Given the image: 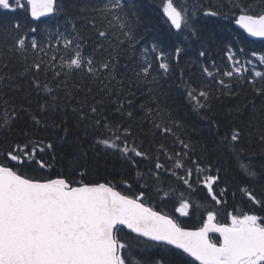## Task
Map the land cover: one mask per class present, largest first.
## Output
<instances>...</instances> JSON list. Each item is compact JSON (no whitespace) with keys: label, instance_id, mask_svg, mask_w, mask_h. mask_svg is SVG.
<instances>
[{"label":"trees","instance_id":"16d2710c","mask_svg":"<svg viewBox=\"0 0 264 264\" xmlns=\"http://www.w3.org/2000/svg\"><path fill=\"white\" fill-rule=\"evenodd\" d=\"M115 2L57 0L56 12L40 20L27 7L0 9V163L42 181L107 183L134 198L144 192V203L187 228L202 226L208 212L219 224H231L230 214L256 215L264 223V76L255 75L264 74V40L235 25V4L259 15L264 0H173L187 20L180 30L163 13V0ZM209 11L217 15H205ZM65 40L72 41L67 48ZM77 50L84 63L68 68ZM229 71L231 77L224 75ZM233 132L240 133L237 141ZM104 139L118 147H106ZM26 144L50 167L7 159ZM125 144L144 155L122 153ZM208 176L218 178L211 193ZM185 202V213L177 211ZM118 229L130 245L122 251L128 264H197L177 249Z\"/></svg>","mask_w":264,"mask_h":264},{"label":"snow or ice","instance_id":"6c2138e0","mask_svg":"<svg viewBox=\"0 0 264 264\" xmlns=\"http://www.w3.org/2000/svg\"><path fill=\"white\" fill-rule=\"evenodd\" d=\"M120 6L119 0L113 4V7ZM25 7L33 18H38L55 13L57 0H26V4L21 0H0V9L15 11ZM235 7L240 12L236 24L253 37H264V14H250L251 6L244 7L243 4H235ZM163 13L175 29L186 26L184 10L176 7L173 0H163ZM205 15L215 16L217 13L209 11ZM15 27L19 29L20 25L17 23ZM99 35L104 36L105 33L100 32ZM64 43L67 48L72 41L65 40ZM17 44L23 50L25 37L18 38ZM31 46L37 47L35 39L31 41ZM176 52L179 54L181 49L177 48ZM160 55L163 57L164 54ZM252 55L256 56V53ZM229 59H232L231 54ZM260 61L264 62V55L260 56ZM66 63L68 68H81L84 63L81 52L77 50L74 58ZM87 64H92L90 58ZM101 67L107 69L109 65L103 63ZM160 67L167 71L169 65L161 63ZM88 71L92 72L93 68L89 67ZM148 71V68L143 69L145 74ZM204 71L207 72V69ZM234 71L240 73L241 68L235 67ZM224 75L231 77L233 72H225ZM255 75L264 76L261 72ZM199 95L206 97L207 93L200 92ZM189 96L196 99L191 92ZM8 119L6 115L5 124ZM165 131L171 129L166 128ZM239 136V132H233L231 140L237 141ZM116 140H119V136H116ZM100 143L110 148L118 147L114 141L107 139ZM28 147V144L16 146L7 153V159L21 166L36 163L41 169L50 167L44 161H36V146H32L31 151L27 150ZM47 147L51 148L52 145ZM121 151L124 154L131 151L137 156L144 155L135 148L130 149L127 144ZM180 166L177 161V167ZM161 167L156 164V168ZM188 175L191 176V170ZM217 179L216 176L205 178L204 183L210 193ZM184 183L187 184L188 180ZM248 195L255 200L251 193ZM144 197V192L135 198L122 195L106 183L81 181L73 186V183L60 177L43 181L28 178L18 174V170L0 163V264H128L122 251L130 248V245L118 237L119 225L126 226L140 237L174 245L200 261V264H264V223L260 222L258 216L230 214L231 224L216 225L213 223L215 213L208 212L204 226L197 231H190L169 216L146 206L142 202ZM212 198L216 199L214 195ZM216 202L220 203L219 200ZM188 207L186 202L182 203L177 211L185 213ZM210 230L220 233L222 243L217 245L208 240ZM155 264L162 262L156 261Z\"/></svg>","mask_w":264,"mask_h":264},{"label":"water","instance_id":"95a60500","mask_svg":"<svg viewBox=\"0 0 264 264\" xmlns=\"http://www.w3.org/2000/svg\"><path fill=\"white\" fill-rule=\"evenodd\" d=\"M54 14V13H53ZM264 14V13H263ZM52 14H47V15H43V16H40V17H38V18H33L34 20H40V19H42V18H46V17H49V16H51ZM235 25H236V27L237 28H239V29H241L249 38H251V39H257V40H264V37H253V36H251L250 34H248L243 28H241L238 24H236V21H235ZM177 30V29H176ZM55 179V178H54ZM107 184V183H106ZM110 185V184H109ZM111 186V185H110ZM115 190L116 191H118V192H120L118 189H116L115 188ZM122 195H125V194H123L122 192H120ZM128 196V195H127ZM143 202V201H142ZM144 203V202H143ZM146 206H148V207H151V206H149L148 204H146V203H144ZM152 208V207H151ZM154 211H158V210H156V209H154V208H152ZM158 212H160V211H158ZM162 215H167V214H164V213H162V212H160ZM167 216H169V215H167ZM171 219H173L176 223H178L173 217H171V216H169ZM207 221H205L204 222V224L206 223ZM213 223L214 224H216V225H221V224H219V223H217V222H215V221H213ZM179 224V223H178ZM204 224L201 226V227H198V228H187V227H183V226H181L180 224V226L181 227H183V228H185V229H187V230H190V231H197V230H199L200 228H202L203 226H204ZM118 227H123V228H125L127 231H129V232H131V230H129V229H127V227L126 226H123V225H119ZM132 233V232H131ZM132 234H134V235H136V236H138V234H136V233H132ZM212 236H216V237H218L219 239H220V243H222V236L220 235V233L219 232H216V231H212V230H210L209 232H208V234H207V238H208V240L211 242V243H215V244H217V245H219L220 243H216V242H214L213 240H212ZM140 237V236H139ZM142 238H144V239H146V240H149L147 237H142ZM149 241H151V240H149ZM151 242H154V243H157V244H162V243H160V242H155V241H151ZM164 245H166V244H164ZM167 246H170V247H172V248H174V249H177V250H179V251H181V252H183V253H185L182 249H178V248H176L174 245H167ZM187 256H189L191 259H193L197 264H200V261H197L194 257H191L189 254H187V253H185Z\"/></svg>","mask_w":264,"mask_h":264},{"label":"bare ground","instance_id":"6f19581e","mask_svg":"<svg viewBox=\"0 0 264 264\" xmlns=\"http://www.w3.org/2000/svg\"><path fill=\"white\" fill-rule=\"evenodd\" d=\"M239 29V28H238Z\"/></svg>","mask_w":264,"mask_h":264}]
</instances>
